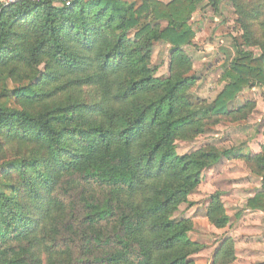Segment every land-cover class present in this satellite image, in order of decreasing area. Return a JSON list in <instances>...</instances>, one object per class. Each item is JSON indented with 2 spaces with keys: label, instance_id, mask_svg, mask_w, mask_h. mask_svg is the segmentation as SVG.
I'll return each instance as SVG.
<instances>
[{
  "label": "trees",
  "instance_id": "obj_1",
  "mask_svg": "<svg viewBox=\"0 0 264 264\" xmlns=\"http://www.w3.org/2000/svg\"><path fill=\"white\" fill-rule=\"evenodd\" d=\"M204 1L0 7V264H196L206 246L189 237L193 221L175 214L225 156L260 177L247 209L264 213V149L177 153V141L252 112V102L229 108L245 89L264 90V0H232L243 34L233 38L223 90L210 104L193 99L184 48ZM159 43L171 47L167 77L153 65ZM206 217L217 229L231 225L220 192ZM237 259L227 237L211 264Z\"/></svg>",
  "mask_w": 264,
  "mask_h": 264
},
{
  "label": "rangeland",
  "instance_id": "obj_2",
  "mask_svg": "<svg viewBox=\"0 0 264 264\" xmlns=\"http://www.w3.org/2000/svg\"><path fill=\"white\" fill-rule=\"evenodd\" d=\"M126 1L140 6L144 0ZM160 1L168 3L171 0ZM238 18L232 0H224L218 11L214 0H205L194 14L191 23L197 36L193 45L184 48L193 61L192 74L197 79L192 90L194 100H203L210 104L223 90L224 84L219 81L224 65L234 55L233 38H240L243 34ZM162 25L165 26V23ZM244 48L256 55L260 54L257 47ZM170 49L166 43H159L154 48L153 65L159 67L157 75L160 77L169 75ZM247 102L255 105L248 115L237 119L222 118L218 123L207 126L195 139L177 141L178 155L191 154L208 147L228 150L236 156L261 153L264 149V90L259 87L245 89L229 108L236 110ZM203 178L200 187L189 197L192 205H183L175 214L177 218L193 221L194 229L189 237L206 246L204 251L194 256L196 264H211L214 251L227 237H232L236 242L238 259L235 264H262L264 215H258L259 218L248 215L244 223H237L244 216V210L240 206L244 205L249 195L260 190V177L251 172L243 158L225 156L220 162L206 169ZM216 192L222 194L231 218V225L225 229L215 228L206 217V208Z\"/></svg>",
  "mask_w": 264,
  "mask_h": 264
},
{
  "label": "crops",
  "instance_id": "obj_3",
  "mask_svg": "<svg viewBox=\"0 0 264 264\" xmlns=\"http://www.w3.org/2000/svg\"><path fill=\"white\" fill-rule=\"evenodd\" d=\"M254 195H255L254 193L252 195H249L248 196V199L245 201L244 205L243 206H240L244 210L243 211L244 212V216L242 215V218L238 219V222H237L238 224L241 225L242 223H244V220H247L248 219V218H246L248 215L253 216L254 218L255 217H258L259 218L258 215H264V213H262V212H259V211H251V210H248L247 209V202ZM260 221H262V217L260 218ZM256 260L259 261L258 258ZM259 262H261V261H259Z\"/></svg>",
  "mask_w": 264,
  "mask_h": 264
},
{
  "label": "built area",
  "instance_id": "obj_4",
  "mask_svg": "<svg viewBox=\"0 0 264 264\" xmlns=\"http://www.w3.org/2000/svg\"><path fill=\"white\" fill-rule=\"evenodd\" d=\"M20 0H0V7L9 6ZM58 6L71 7L77 0H51Z\"/></svg>",
  "mask_w": 264,
  "mask_h": 264
}]
</instances>
